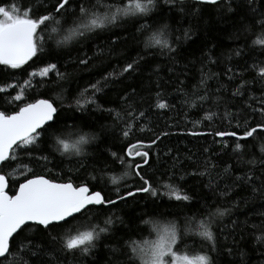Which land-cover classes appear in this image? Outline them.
<instances>
[{
    "label": "trees",
    "instance_id": "trees-1",
    "mask_svg": "<svg viewBox=\"0 0 264 264\" xmlns=\"http://www.w3.org/2000/svg\"><path fill=\"white\" fill-rule=\"evenodd\" d=\"M4 4L15 2L22 5V11L32 6L40 11L37 15L43 14L46 7L48 11H53V5L56 0H2ZM110 0H101V3H109ZM96 3V0H91ZM161 10L167 13L169 5L164 4V0H159ZM259 5V0H257ZM195 7V5H193ZM234 12H228L227 7L217 5L216 7L203 6L199 16L181 15L176 10L167 13L170 19L167 23L174 31V36L182 37L183 30L191 28L193 35L191 40L185 42L180 40L177 45L180 48L179 55L173 57L171 53L156 47L151 50L144 49L142 41L145 37H140L136 32L137 24L134 27L131 23L118 21L116 25H110L106 30L101 31L99 35L89 34L86 37L79 38L69 43L67 46L57 49L58 71L65 74L63 80H58L57 73L52 72L49 76L41 78L36 76L30 78L29 73L44 66V63H57V59H46L41 61L33 58L28 64L22 66V69L12 70L4 65H0V88H6L0 92V111L12 114L18 111L19 102H12V98L21 90L26 80H31L30 86L25 91V103L33 102L36 99L44 98L56 102V107L60 109L61 117H74L75 123L84 122V131H90L98 136V139L85 146V156L61 155L55 151L51 139L46 145L47 155L49 152V162L46 167L42 164H36L21 154V159L15 162L9 161L0 171L8 177L7 192L10 195L15 193L19 183L23 182V177L30 170L34 169L33 174L45 175L46 178L56 182H68L71 180L74 184L84 182L89 175L95 176V180L88 181L90 185H99L93 190L104 188V194L115 199L116 188L109 180L110 176H120L125 172L126 167L122 166L117 160L111 164L112 157L104 152L105 148L111 146V151H116L123 155L122 149H126L130 143H136L137 140L147 142L153 136V133L167 131L170 135L158 142V146L150 151V160L152 167H146L144 174L152 177L153 183L156 178H161L162 182L168 181L169 170L175 173L176 179L171 181L173 184L179 183L180 187L190 194L191 201L177 202L174 199L169 200L167 196L160 199L146 196L143 193L137 194L135 199L128 198L126 204H118L116 208H109L97 221L101 222L104 216L114 214L124 220V224L117 223L114 227L123 229L116 233L117 237L123 239L116 242V239H104L103 236L97 242V247L91 254L82 256L79 252L75 257L61 253V257L67 255L63 264H107L112 255L110 247H122L126 241L151 242L158 237L153 230L152 223L144 224L142 221H153L161 228L179 225L185 228V218L193 217L197 212L202 198L207 197L209 202H213V207L230 208L229 215L223 217L222 221H217L215 230L219 233V228L224 225L229 227L225 229L224 234L220 235V244L222 249L220 253H212L216 258L217 264H264V244L257 243L255 236L259 235V230H253L251 225H262L264 222V195L253 193L251 187H233L231 190L226 185L232 184V179L224 174L226 164L235 166V174H241L247 171L251 165L237 163L236 156L231 155L232 149H226L224 154L221 151L219 137L213 135L193 136L189 133H209L215 131H237L242 134L243 128H236V119L231 122L227 119H221L225 111L236 114L241 106L248 101L249 96L260 97L264 94V82L256 80V71L246 68L252 65L253 60H264L256 46V50L249 51L245 44L251 46L261 29L252 24V21L245 17L243 23L240 22L243 9L233 3ZM78 10V7H77ZM98 12L103 14L104 8H98ZM153 19L156 18V10L149 13ZM60 19V17H57ZM152 21L145 17L139 23ZM161 23L165 21L161 19ZM64 24L63 27H69ZM252 24V31H244V25ZM54 23H50L47 31L50 32ZM179 29V31H175ZM150 34V33H149ZM148 35V34H146ZM59 36L53 34V39L49 41L53 48L56 47L55 41ZM172 37H170V40ZM47 48V45H46ZM212 49L211 62L205 57L201 59V53ZM242 49V55H236V51ZM144 57L141 69L131 75L125 74L122 78L109 80L108 87L104 89L103 94H97V103L104 109L113 110L112 115L108 111H101L97 104L85 105V110L81 112L76 107V99L82 89L87 88L90 83H96L108 73H119L127 62L137 58ZM81 59H87V64H80ZM232 69V73L228 69ZM202 73L208 78L201 84ZM235 73L234 78L230 76ZM241 79L251 81L243 90V100L240 97H234L233 92ZM15 85V87H12ZM136 90V95L127 103L132 104L135 114L145 113L144 117L135 121L137 131L127 140L122 137L121 130L124 124L117 120L116 113L121 116L127 110V105L120 99L125 92ZM161 93L162 99L169 105L167 109H158L150 107L156 103V94ZM60 96L61 99H57ZM91 96V92L88 93ZM207 96V99L200 101L198 97ZM219 97V100L217 99ZM143 98V102H141ZM87 97H82L83 100ZM194 102L195 106L189 107L188 103ZM255 104V101H249ZM215 112L217 115L212 121L204 120L199 124L201 118L207 111ZM260 118L257 115L256 120ZM68 123L71 125L72 120ZM243 124V119L240 120ZM91 125L88 127L87 125ZM146 126L144 132L138 129ZM254 126V125H253ZM152 129V132L147 131ZM224 142L235 143V138L225 137ZM264 147V135L258 139H249L244 151L245 160L261 159V148ZM207 148L209 151L204 152ZM171 151L169 152V150ZM145 150V149H141ZM179 158L178 162L174 158ZM191 157V159H188ZM131 159V158H129ZM210 160L215 168L212 170V187H206L209 184V176L192 175V173L203 170L204 160ZM104 161L109 162L105 169ZM136 163H141V158H135ZM174 162L176 167L173 168ZM129 175L120 182V193L123 195L125 189L134 190V187L140 186L139 178L132 175V169H128ZM161 174H164L163 176ZM259 171L257 170V175ZM103 175V180H101ZM183 177V179H180ZM19 178V179H17ZM218 185V187H217ZM258 186V182H257ZM161 191H165L161 189ZM222 191H227V196H221ZM156 200L153 204L152 201ZM233 205H236L233 207ZM77 217L76 220H81ZM202 217H195L196 224H189L185 228V238L183 242H178L175 248L177 252L187 253L188 255H197L201 252L203 245L201 238L195 233L198 232V224ZM232 221H239V227L236 228L235 235H229L231 232ZM71 221L70 223H75ZM246 222V223H245ZM67 227V226H65ZM243 230V233H242ZM61 230L53 229L52 234L57 235ZM24 233L17 236L20 240ZM241 234L244 239L241 240ZM227 235V240L224 236ZM39 238V234H36ZM238 243L233 244V240ZM59 248V244L55 246ZM226 248H233V255L229 256L224 251ZM51 251V247L48 248ZM206 250V249H205ZM16 252V247L12 248ZM241 252L244 253L241 256ZM131 253L129 252V255ZM55 255V252H53ZM118 255V254H117ZM47 260L49 257L44 256ZM12 257H9L11 260ZM25 260L31 259V264H36L35 258L28 256ZM0 264H7V261L0 260ZM136 264H140L137 260Z\"/></svg>",
    "mask_w": 264,
    "mask_h": 264
},
{
    "label": "snow or ice",
    "instance_id": "snow-or-ice-1",
    "mask_svg": "<svg viewBox=\"0 0 264 264\" xmlns=\"http://www.w3.org/2000/svg\"><path fill=\"white\" fill-rule=\"evenodd\" d=\"M233 3L243 9L240 22L243 23L244 18L248 17L252 24L257 25L261 31L252 41V45L245 44L249 51L256 50V46L262 55H264V0H164L165 5L170 7L167 13L176 10L181 15L199 16L203 6L216 7L218 4L227 7L228 12H234ZM195 5V7H193ZM22 5L15 2L4 4L0 0V65H4L12 70L22 69V66L28 64L33 58L41 61L53 58L57 59V63H44V66L29 73L30 78L39 76L41 78L49 76L52 72L57 73L58 80H63L65 74L58 71V55L57 49L67 46L69 43L92 35H99L101 31L106 30L110 25H116L118 21L123 20L125 23H131L136 27V32L140 37H145L142 41L144 49L151 50L159 47L161 50L171 53L173 57L179 55L180 48L177 46L181 39L185 42L191 40L193 31L191 28L183 30L182 37L174 36V31L167 23L170 16L161 10L159 0H110L109 3L103 4L101 0L91 3V0H56L53 5V11H48L45 7L43 14L37 15L39 9L29 6L22 9ZM78 7V10H77ZM104 8L103 14L97 11L98 8ZM156 10V18L149 16ZM60 17V19H57ZM145 17L152 22L139 23ZM161 19L165 22L161 23ZM69 27L64 28V24ZM50 23L56 26L47 31ZM252 24L244 25V31L251 32ZM175 31H179L176 29ZM150 33V34H149ZM53 34L60 38L55 41L56 47L53 48L49 43L53 39ZM148 34V35H146ZM170 37L172 39L170 40ZM47 45V48H46ZM243 50L238 49L236 55H242ZM212 49L201 53V59L205 57L211 62ZM144 57L137 58L127 62L121 71L108 73L96 83H90L87 88L82 89L76 99V107L83 112L85 105L97 104L101 111H108L112 115L113 110L104 109L97 103V94H103L104 89L108 87L109 80L122 78L125 74H133L141 69ZM80 64H87V59H81ZM256 71V80L264 82V60H253L252 65H247L245 70ZM232 73V69H228ZM233 73L230 79L234 78ZM208 77L202 73L201 84ZM251 81L241 79V84L233 92L234 97H240L243 100V90ZM31 80H26L21 90L12 98V102H19L18 111L7 114L0 111V169H2L9 161L15 162L21 159V154L36 164H42L46 167L49 162V152L47 155L46 145L49 139L52 140L55 151L61 155L85 156V146L98 139V136L90 131H84V122L75 123L74 117H61L60 109L56 107V102L50 99H36L33 102L25 103V91L30 86ZM12 87H15L13 85ZM6 88H0V92L6 91ZM91 92V96L88 93ZM136 95V90L125 92L120 99L127 105V110L121 116L116 113L117 120L124 124L122 137L127 140L137 129L135 121L144 117L143 111L139 115L135 114L132 104L127 102ZM82 97H87L83 100ZM57 99H61L60 96ZM200 101L207 99V96L198 97ZM219 100V97L217 98ZM249 101H255V104ZM143 102V98H141ZM185 103L189 107L195 106L194 102ZM150 107L158 109H167L169 105L162 99V94H156V103ZM216 113L207 111L194 124H199L204 120L212 121L216 117ZM257 115L259 120H256ZM221 119H227L231 122L236 119V128H243L242 134L237 131H215L209 133L191 132L190 135H213L219 137L221 151L224 154L226 149L231 148L232 152L229 159L234 155L237 163L251 165L247 171L241 174H235V166L226 164L224 174L232 179L231 185H226L228 190L233 187L247 188L251 187V191L264 195V147L261 148V159L254 156L245 160V144L249 139H258L264 135V94L260 97L249 96L248 101L241 106L238 113L233 114L225 111ZM243 119V124L240 120ZM69 120L73 123L70 125ZM254 125V126H253ZM91 127V125H87ZM140 132L146 130V126L138 129ZM152 132V129H147ZM169 132L163 131L153 133V136L145 142L137 140L136 143H130L126 149H122L123 155L116 151H111V146L105 148L101 155L106 152L111 157V164H115L119 160L122 166L126 167L124 173L120 176H110L109 180L116 188L115 199L104 194V188L93 190L99 185H90L88 181L95 180V176H87L84 182L74 184L71 180L64 183H58L46 178L45 175L33 174L34 169L30 170L23 177V182L19 183L15 195H8L6 188L8 187V177L0 171V260L7 261V264H31V259L25 260L24 257L35 258L36 264H63V260L67 259L65 255L62 259L61 253L72 255L79 252L82 256L91 254L92 250L98 245L97 242L104 239H123L122 236L117 237L116 233L123 229H117L114 226L119 223L124 224L121 217L114 214L104 216L101 222L97 221L104 212L109 208H116L118 204H126L128 198H133L139 193L146 196L160 199L167 196L169 200L177 202L191 201L193 197L179 185L171 183L176 179L175 173L169 170L168 181L162 182L161 178H156L153 183L152 177L144 174L146 167L151 168L150 151L153 147L158 146L162 137L167 138ZM225 137L235 138V143L224 142ZM145 149V150H141ZM171 149L169 150V152ZM209 149L205 148L207 153ZM141 158V163H136L135 158ZM131 158V159H129ZM191 159V157H188ZM179 158H174L178 162ZM105 169L108 168L109 162L104 161ZM176 167L174 162L173 168ZM203 170L196 171L192 175L209 176V184L206 187H212V170L215 165L210 160L205 159L202 165ZM128 169H132V175L139 178L140 186L134 187V190L125 189L123 195L120 193V182L124 177L129 175ZM257 170L259 174L257 175ZM162 176L164 174H161ZM19 179V178H17ZM183 179V177H180ZM103 180V175H101ZM258 182V186H257ZM218 187V185H217ZM164 189L165 191H161ZM221 196H227V191H222ZM153 204L156 200L152 201ZM236 205H233L235 207ZM230 208L213 207V202H209L207 197L202 198L196 213L193 217L185 218V228L189 224H196L195 217H202L198 224V235L201 238L200 243L203 245L202 250L195 256L178 255L175 248L178 242H183L185 238V228L172 224L161 228L153 221H142L144 224L152 223L153 230L158 234V239L154 242L143 241H126L122 247L112 245L110 251L112 255L107 264H136L138 260L140 264H167V257H171V264H217L216 258L212 253H220L222 245L220 244V235L224 234L228 225L219 228V233L215 230L217 221H222L223 217L229 215ZM264 215V214H262ZM82 219L77 221L76 218ZM76 221L75 223H70ZM246 223V222H245ZM67 226V227H65ZM239 227V221H232L231 232L229 235H235L236 228ZM253 230H259V235L255 236L257 243L264 244V222L262 225H251ZM28 229L29 234H25L20 240L16 237ZM53 229L61 230L57 235L52 234ZM243 233V230H242ZM36 234H39L37 238ZM225 235L224 239L227 240ZM244 235L241 234V240ZM238 242L234 239L233 244ZM59 244V248L55 246ZM16 247V252H12V248ZM51 247V251L48 248ZM206 249V250H205ZM224 251L227 255H233V248H226ZM55 252V255H53ZM129 252L131 253L129 255ZM118 254V255H117ZM244 253L241 252V256ZM12 257L9 260V257ZM47 256L45 260L42 257Z\"/></svg>",
    "mask_w": 264,
    "mask_h": 264
},
{
    "label": "rangeland",
    "instance_id": "rangeland-1",
    "mask_svg": "<svg viewBox=\"0 0 264 264\" xmlns=\"http://www.w3.org/2000/svg\"><path fill=\"white\" fill-rule=\"evenodd\" d=\"M158 239V237H156L152 242L156 241ZM151 242V240H150ZM177 252V251H176ZM178 255L182 256L185 255L187 253H183V252H177ZM188 255V254H187ZM189 256H195V255H189ZM167 259V264H171L172 258L169 256L166 258Z\"/></svg>",
    "mask_w": 264,
    "mask_h": 264
},
{
    "label": "water",
    "instance_id": "water-1",
    "mask_svg": "<svg viewBox=\"0 0 264 264\" xmlns=\"http://www.w3.org/2000/svg\"><path fill=\"white\" fill-rule=\"evenodd\" d=\"M39 99H44V98H39ZM56 182V181H55ZM22 183V182H21ZM58 183H64V182H58ZM18 187H19V185H18ZM18 187H17V189H18ZM6 191H7V188H6ZM95 191V190H94ZM8 193V192H7ZM8 195H10L9 193H8ZM13 195H15V193L13 194Z\"/></svg>",
    "mask_w": 264,
    "mask_h": 264
}]
</instances>
